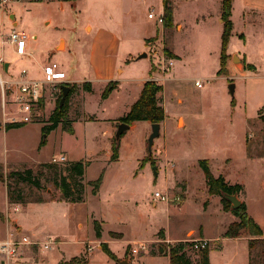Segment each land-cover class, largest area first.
Instances as JSON below:
<instances>
[{
    "label": "rangeland",
    "instance_id": "374dc122",
    "mask_svg": "<svg viewBox=\"0 0 264 264\" xmlns=\"http://www.w3.org/2000/svg\"><path fill=\"white\" fill-rule=\"evenodd\" d=\"M74 1L8 0L0 3V57L3 63H9L8 70L3 73L4 79L18 77L23 69L27 79L42 80V67L55 62L66 78L77 80L66 79L72 85L65 102L67 120L73 133L62 130L60 123L47 133L43 131L45 126L51 125L49 117L56 112L60 100L57 84L46 85L43 109L36 119L21 126L4 128V131L0 128L3 172L32 167L60 156L65 157V163L90 160L85 170L86 181L96 179L105 168L99 195L93 196L91 186L84 184L82 195L86 194L85 202L64 203L62 210H52L58 217L61 211L64 215L69 213L70 217L73 214V227L61 225L63 232L60 237L64 242L58 245L51 238L52 226L47 221L44 230L51 236L49 248L39 244L23 246L21 252L10 259L11 264L19 261L25 264L42 260L52 262L57 256V247L65 255L76 254L80 247L78 240L92 238V227L89 220L86 222L90 213L104 219V235L107 230L119 231L122 233L119 239L129 244L117 258L112 251L115 245L111 244L110 249L105 243L113 254L111 258L101 249V242L100 249L95 248V243H86L82 254L70 259L73 263L88 264L85 255L93 246L90 252L93 264H111V260L114 264H120L121 260L127 264H138L140 259L145 264H167L169 247L178 242H167L164 232L172 237L180 235L183 240L179 242L190 243L200 233L211 236L220 233L228 224L227 213L220 209V196L207 197L204 176L198 166L200 159L207 160L214 175L221 174L232 182L244 184L253 201L259 202L263 208L264 110L261 108L264 106V67L259 69L260 72L247 71L243 76L233 73L226 78V70L224 74L217 75L218 56L207 50L211 41H204V38H215L214 28H206L195 20L200 10L194 3L182 5L177 10L184 27L168 35L156 17L151 19L147 16L151 11L155 14L162 12V0ZM233 18L235 27L246 38L260 35L264 38V17L254 22L251 17L242 16L241 9L235 8ZM85 25H90L91 31L89 27L85 30ZM171 28L173 25L168 29ZM11 30L25 33V56L16 55L14 47L7 41ZM166 35L184 56L182 62H175L172 67L176 77L173 81L166 78L171 72L165 74L161 71L162 59L169 57L163 52ZM120 38L123 42H119ZM144 38H149L147 45L151 43L150 52L154 49V53H158L156 38L158 41L162 38L160 52L150 69L151 64L144 58L130 62L129 67L117 62L114 57L117 48L119 53L132 54L135 48L142 46ZM240 44L241 41L234 39L232 50L241 51ZM254 54L257 55V52ZM256 61L264 63L263 58H256ZM235 62H238L237 57ZM178 66H181L179 71L176 69ZM118 67L124 68L122 74L120 70L117 72ZM109 73L113 78H120V85L106 100L101 101L102 92L113 81L102 82L99 77ZM147 76H154L152 79L162 86L157 99L164 109L167 128L163 124L150 155L146 149L148 132L139 157L137 154L141 153L144 128L135 123L127 132L131 151L114 162L118 159L117 154L116 159H110L107 164V139L103 133L105 121H90H95L98 116L114 118L122 115L134 100L137 90L129 79L136 82ZM87 79L94 81L92 85L89 82L90 91L83 85L88 82ZM195 81H201L202 87L198 88ZM229 83L234 84L233 95L229 92ZM119 118L112 119L114 123L111 124L119 123ZM74 121L79 122L73 124ZM114 132L107 143L110 150ZM124 133L126 131L122 135ZM153 166L156 167V176ZM64 175L73 189L71 197H76L79 189L76 178L66 172ZM5 189V184L0 182L1 211L6 207ZM23 190L33 198H61L59 188L47 179V175L46 178L41 177L39 188L24 186ZM155 190L167 192L170 198L179 197L180 203L155 200ZM237 195L241 198V193ZM153 201L157 208L151 205ZM26 210L17 215L21 214L19 216L29 223L35 215L29 213L31 209ZM9 212L16 214L13 206L9 207ZM78 222L81 227H78ZM0 235V240L6 236L4 232ZM110 235L120 237L117 232H110ZM139 244H144V249L138 247V253H132L131 249ZM160 248L162 251H159ZM183 252L192 264L197 262L199 251L192 245L184 247Z\"/></svg>",
    "mask_w": 264,
    "mask_h": 264
},
{
    "label": "crops",
    "instance_id": "0c3cea01",
    "mask_svg": "<svg viewBox=\"0 0 264 264\" xmlns=\"http://www.w3.org/2000/svg\"><path fill=\"white\" fill-rule=\"evenodd\" d=\"M221 1L222 0H169L170 5L172 7L173 28H171V29L164 28L163 29L164 33L168 32V35H170L173 32V30L181 31L182 28L184 27V23L177 16V14H176L177 10L182 5L194 3L199 7V10H200V12L198 14H196L195 20L199 21V23L206 28H208V27L214 28L215 38H204V41H206V42L211 41V44L207 47V50H209V49L212 50L213 53L215 55H217L218 59H219L220 47H221V33H222ZM235 8L241 9L242 16H246L247 18L251 17L252 19H254V22H255V20L257 21V19H262L264 17V0H231L230 19L232 21V31H231V35L229 37L228 44L226 47V53L228 56L227 60H226V65H225L226 72L228 74V75H225L226 78L233 75V73H237L241 76L245 75L247 71L257 73V72H260L259 69L262 66L264 67V63L260 64L256 61V58H263L264 59V38L261 35H260V37H256V38H246L244 33L242 31H239L235 27L234 18H233V13H234ZM161 11H162V6H161ZM87 27H89L90 28L89 31H91V29H92L91 26L85 25V30ZM259 32H260V29H259ZM148 39L149 38H144L142 40L143 41L142 46L135 48V51L132 54L131 53L126 54L125 52L119 53V48H117V52L115 53V56H114L115 59L118 60L117 62L118 63L123 62V63H125L126 67H129L131 65L130 62H136V61L140 60V59H137L136 57L139 54L144 52V53H146V57H144V59H148V62L151 64L149 67V69H150L151 66L156 62V60H155L156 55L159 54V52H160L159 45L161 44L162 38L159 41L157 38L155 40L156 43H158V48H156L158 50L157 51L158 53H154L155 52L154 49L150 52V48H149L150 46L147 45ZM234 39H236L239 42L241 41V43H242V44H240L241 45V51L232 50L231 45H232ZM121 40H122V38H120L119 42H123ZM144 40H146V41L144 42ZM163 40H164L163 43H166V45L164 46V49L168 48L169 50L168 49L167 50L174 56V57H171L173 59V65L175 62H182L184 56H182V54H180L174 48V45L171 42V38H169L166 35ZM164 49H163V52H164ZM254 52H257V55H255ZM166 57H167V55H166ZM235 57H237L238 62H235ZM128 58L130 60H128ZM247 64L253 65V68L247 69L246 68ZM173 65H172V67H173ZM8 66H9V63H3L2 68H0L2 75L5 72V70H8ZM180 67L181 66H178L176 69L179 71ZM119 70H120L121 74L124 72V68H122V67L117 68L118 73H119ZM170 72L171 73L168 75L169 77L167 76L166 78L171 79L173 81L176 79V77L174 75L175 73L173 71V68H171ZM153 74H154V72H153ZM148 78H150V76H147V77L140 79L139 81H136V82H134L135 80H133V79H129V81H131V83L136 85L137 90H136V95H135L134 100H132V102L128 105V109H126V111H124L122 115H124L129 110L131 104L138 98L142 84ZM151 78H154V76H152ZM99 79H100L99 81H102V82L103 81H114V82H116L115 88H113L110 91L108 96L106 98H101V101H103V100H106L115 90H117L119 88V85H120L119 79L120 78H113V75L109 73L107 75L106 74L101 75L99 77ZM67 80L77 81V80H73L71 78H67ZM86 81L90 82L91 85L94 82L93 79H87ZM174 93H176V92L174 91ZM84 109H85V105H84ZM122 115H119V116L114 117V118L99 117L98 116L95 119V121H90V122H99L100 120L105 121L104 125H106V128L103 129V133L107 139L106 148H105V150H106L105 152H106V156H107V159H106L107 164L110 163L109 161H110V156H111V150H110V147L108 148L107 143L109 142V138L111 137L112 132H114V129H115L114 126L116 127L118 124V123L117 124L116 123L111 124V123H114V120H112V119L119 118ZM6 122H10V121L7 119L6 116H4L2 114L1 107H0V128L3 131H4V124ZM78 122L79 121H74L73 124L78 123ZM135 123H140L142 125V127L144 128V134H143V137L140 141L141 153L137 154V156L140 157L142 155L143 149H144V138H146V135L150 131V124L151 123L148 121H135L129 125V128L126 130V133H124L120 137V140L118 143V157H117L118 159L114 162L119 161L121 155L124 154L125 152L131 151L130 143H129V137L127 135V132H128V130H130L132 128V126ZM184 123H185V121H184ZM163 124L167 128L168 124H167V121L165 118L160 122V130H162ZM5 133H7V131H5ZM3 134H4V132H3ZM113 136H114V134H113ZM155 140L156 139L153 140V145H152L153 147L156 143ZM134 153H136V152H134ZM137 158L138 157H136V159ZM89 163H90V160L88 161V165H89ZM104 170H105V168L102 169L103 173H104ZM156 175H157V172H156ZM83 179H84V181H86L85 180V173L83 175ZM224 179H225V181L229 182L230 184L239 183V182H232V181L226 179L225 177H224ZM101 182H102V180H101ZM239 184H241V183H239ZM100 185H101V183H100ZM242 186H243V190L241 192V198H239L238 195H237V197L239 198V200L241 202H244L247 214L250 217H252L253 220L260 226V228L262 230V236L264 237V207L261 208L259 202L257 203V201H253V198H251V195L248 194L246 186L244 184H242ZM99 189H100V186H99V188L95 194H92V193L91 194L93 196L99 195ZM5 192H6V189H5ZM186 194H187V189L185 190L184 202L187 198ZM207 197L213 198V197H215V195H209L207 193ZM85 200H86V194H85L84 200L81 202H69V201H65L62 199L61 200L60 199H55V200L44 199V201H42V202H29L26 204H21V203H9L7 201V196H6L5 210L4 209L2 211L0 210V232H4L5 235L7 236L8 232L16 231L19 235H26L31 240L38 241V242H44V241L50 240L52 238L57 242L58 245L59 244L61 245L64 242L63 238L60 237V235H62L61 233L63 232L61 225L62 224L63 225L68 224V226L73 227V225H74L73 214L70 217L69 213L64 215V212L61 211V212H59V217H58L57 215H55L52 212V210L53 209H56V210L61 209L62 210L64 203H75L76 204V203H83V202H85ZM151 205L154 208H157V204H155V201L151 202ZM12 206H13V211L16 212L15 215L10 214V212H9V207H12ZM14 207H17L16 211L14 210ZM28 208L31 209V210H29V213L33 212L35 215V217L30 218L29 223H27L23 217L19 216L21 214L17 215L18 213H23V212L28 211V210H26ZM220 209L222 211H224L222 209V206H220ZM224 212L227 213V215L229 217V220L227 222L228 224H230L231 222L236 220V217L230 211H224ZM86 219H87V217H86ZM88 220H89V224L92 227V232H91L92 238L89 240H84V239L78 240V244L80 245V247H79L78 251L76 252V254L74 253L72 255H65V253L61 250V248L57 247V256L54 259V261L48 262V261L42 260L38 263L34 262V264H57L59 261H69L71 258H74L76 256H80L82 254V252L86 249L85 248L86 243L87 244L88 243H95L94 244L95 248L100 249L99 248L100 242L106 243L109 248H110L111 244L115 245V249H113L112 251H114L115 256L117 258H119L121 256V254L123 253L127 244H129V243H126L125 240L119 239V238H121L122 233L119 231H115V230H107L106 235H104V233H105V228H104L105 221L103 218H100V217L97 218L93 213H90L89 219H87L86 222H88ZM94 220L99 222V226L101 228L99 238H96L95 234H94V229H93V221ZM46 222L52 226V236L53 237L45 234L44 223H46ZM227 225H226V227H227ZM81 226H82V224L80 222H78V227H81ZM226 227L222 231H219L220 233H216V234L211 235V236L203 235V233H200L198 235V237L193 238V240L194 239H206L208 241L209 264H248V261H249L248 239L252 238V236H250V234L245 229L239 230V232L236 236H233V237L224 236V232L227 229ZM110 232H117L120 234V237H118V238L112 237L110 235ZM164 237H165L164 239L167 242H179V241L183 240V239H181L180 235L178 237H172L171 235L165 234V232H164ZM212 243H213V246H212ZM92 247L90 250L88 249V253H87V255H85L88 264H93L92 254H90V252L92 251ZM146 256L154 257V255H151V254H146ZM166 258L168 260V262H167V264H168L169 263L168 256H166ZM0 262L2 264H11L12 263L11 260L9 261V260H5L3 258L0 260ZM19 262L15 263V264H25L24 262H22V263H19ZM110 263L114 264L115 262L113 260H111ZM138 264H145V261L143 259H140V262H138Z\"/></svg>",
    "mask_w": 264,
    "mask_h": 264
},
{
    "label": "trees",
    "instance_id": "16d2710c",
    "mask_svg": "<svg viewBox=\"0 0 264 264\" xmlns=\"http://www.w3.org/2000/svg\"><path fill=\"white\" fill-rule=\"evenodd\" d=\"M74 1V0H71ZM231 14V0L221 1V20H222V33H221V47L219 55V68L217 70V75L224 74L226 70V60L227 53L226 47L228 44L229 37L232 31V21L230 19ZM162 15H163V27H172V7L169 0H162ZM164 53L169 57H174L167 49H164ZM247 69H252L253 65L247 64ZM69 87L67 96L64 100L63 105L60 107L57 103L56 112L52 114L49 119L51 125L45 126L43 131L47 133L50 129L55 127L57 124H61L62 130L72 134L73 128L70 122L67 120L66 113V102L69 94L72 90V85L69 83H63ZM86 86V90L90 91L91 87L89 82L83 83ZM116 82H110L108 87L102 92L101 97L106 98L110 91L115 88ZM60 84H57L59 88ZM110 86V87H109ZM162 90V86L157 84L151 78L146 79L141 87L138 98L131 104L129 110L122 115L118 121L124 122L126 124H132L135 121H148L150 123H160L164 119V109L158 104L157 94ZM61 97V90L59 88V98ZM58 98V99H59ZM264 110V106L261 108ZM23 125L17 122H7L4 124V128L8 129L10 127H17ZM122 136V135H121ZM118 154V144L113 138L112 150L110 159H116ZM149 159V158H148ZM88 165V161H67L59 165L52 161L41 162L32 167H24L22 169H11L8 172H3V166L0 164V182H3L6 186V196L9 203H21L26 204L29 202H42L44 201L41 197H30L29 194L25 193L24 186L39 188L41 184V177L47 175V179L50 180L54 186L59 188L61 192L60 200H65L69 202H81L84 200L83 196V186L84 184L91 186V193L95 194L100 186L103 171L100 172L98 177L94 180L84 182L83 175L85 169ZM198 166L201 169L205 185L207 187V192L209 195H219L220 203L224 211H230L236 220L228 224L224 236L233 237L236 236L241 229L247 230V232L252 236L248 239V252L249 261L248 264H264V237L262 236V230L260 226L250 217L246 212V207L244 202H241L236 209H231V203L227 199V195L239 194L243 190L242 184L234 183L230 184L225 181L224 177L219 175H214L206 159L198 160ZM75 177L77 185L79 186L78 194L76 197H71V191H73L70 186L67 177ZM50 200H55L50 196ZM93 229L96 238L100 237L101 228L96 220L93 221ZM190 243L178 242L169 247L168 259L169 264H192L190 259L183 252L184 247L191 246ZM101 249L111 258L113 254L107 248L105 243H101ZM208 246L201 249L198 252V260L195 264H209L208 260ZM70 261H59L57 264H71ZM84 264V263H83Z\"/></svg>",
    "mask_w": 264,
    "mask_h": 264
},
{
    "label": "built area",
    "instance_id": "2783aa9c",
    "mask_svg": "<svg viewBox=\"0 0 264 264\" xmlns=\"http://www.w3.org/2000/svg\"><path fill=\"white\" fill-rule=\"evenodd\" d=\"M7 1L8 0H1L0 3H5ZM147 16L151 19L156 17L158 23H163L162 13L155 14L151 11ZM25 39L26 35L24 32L11 30L8 34L7 41L14 47V53L18 56H25L27 54ZM150 45L151 43H148V46ZM161 62V71L165 74L169 73L173 65V59L167 57L166 59H162ZM1 63H3V60L0 57V64ZM42 69L44 72L42 80L27 79L26 71L23 69L18 77L4 79L0 71V107L2 114L6 116L10 122L22 124L32 122L43 109L42 101L45 96L44 90L46 85L52 83H67L65 73L59 69L55 62L48 63L46 66H43ZM194 84L198 88L202 87L201 81H195ZM51 161L54 163H64L65 157L60 156L59 158H52ZM153 198L162 203H168L169 201H173L176 204L180 203L179 197L170 198L167 192L159 190L153 192ZM14 210H17V207H14ZM192 241V247L197 251L208 246V241L206 239H194ZM38 244L47 249L51 241H33L26 235H19L16 231L8 232L7 236L3 240H0V257L5 260H10L21 252L23 246ZM138 247L144 249L145 246L144 244H139V246L132 248L131 252L135 254L138 253ZM90 249L91 248H89V250Z\"/></svg>",
    "mask_w": 264,
    "mask_h": 264
},
{
    "label": "water",
    "instance_id": "95a60500",
    "mask_svg": "<svg viewBox=\"0 0 264 264\" xmlns=\"http://www.w3.org/2000/svg\"><path fill=\"white\" fill-rule=\"evenodd\" d=\"M146 57V53H141L139 54L136 58L137 59H141V58H144ZM110 87V86H109ZM60 90H61V97H60V100H59V106L61 107L66 96H67V93H68V90H69V87L66 86L65 84L61 83L60 86H59ZM228 89H229V92L231 95H233L234 93V84L233 83H229L228 84ZM129 128V124H126L124 122H120L117 124V127H116V130L114 132V140L115 142L118 144L119 143V140H120V137L122 135V133L124 131H126L127 129ZM159 133H160V123H151L150 124V133L146 139V148H147V152L148 154L150 155L151 153V148H152V145H153V140L155 138H157L159 136ZM153 171H154V175H156V167L153 166ZM227 199L230 201L231 203V209H236L241 201L239 200V198L237 197L236 194H233V195H227L226 196ZM159 251H162V249L160 248ZM120 264H127V262L125 260H121L119 262ZM71 264H83V263H71Z\"/></svg>",
    "mask_w": 264,
    "mask_h": 264
}]
</instances>
